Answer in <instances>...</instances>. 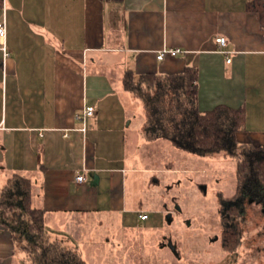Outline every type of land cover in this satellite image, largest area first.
<instances>
[{"label":"crops","instance_id":"crops-1","mask_svg":"<svg viewBox=\"0 0 264 264\" xmlns=\"http://www.w3.org/2000/svg\"><path fill=\"white\" fill-rule=\"evenodd\" d=\"M250 4L0 0L9 52L5 58L0 48V264H33L20 234L27 217L1 215L2 204L26 194L22 180L29 184L32 208L44 213L46 236L77 251L86 264H101L92 254L99 229L91 226V216L109 219L105 225L114 231L101 232L114 234L107 244L117 232L133 231L136 220H150L152 208L140 198L139 186L153 171L143 167L138 152L167 141L147 140L145 105L126 91L127 71L139 79L194 68L199 111L244 109L237 141L264 147V17ZM220 37L227 39V54L220 53ZM167 48L183 52L158 60ZM87 107L94 108L92 116H84ZM164 215L171 225L172 215ZM63 228L80 247L53 239ZM167 246L180 258L172 240Z\"/></svg>","mask_w":264,"mask_h":264},{"label":"rangeland","instance_id":"rangeland-1","mask_svg":"<svg viewBox=\"0 0 264 264\" xmlns=\"http://www.w3.org/2000/svg\"><path fill=\"white\" fill-rule=\"evenodd\" d=\"M145 126L147 140H159L148 136ZM163 140L167 143L138 152L143 167L153 171L149 170L147 182L139 186L140 198L152 208L148 210L150 220H136L130 229L133 231L117 232L118 238L107 244L106 239L114 234L101 232L114 231L105 225L109 219L91 216V226L99 229L95 231L97 247L92 253L99 257L96 263L113 258L106 264H264V196L261 192L249 197L237 195L236 159L224 153L199 156ZM168 169L173 173H168ZM153 177L158 179L157 184L151 182ZM238 198L239 211L231 213L227 205ZM164 214L172 215L171 225L166 223ZM140 228L155 232L142 233ZM230 229L239 233L237 244L229 243V236L225 237ZM71 236L63 228L53 239L80 247ZM169 239L176 244L180 258L167 246ZM119 241L121 246L113 249L114 242L120 245Z\"/></svg>","mask_w":264,"mask_h":264},{"label":"trees","instance_id":"trees-1","mask_svg":"<svg viewBox=\"0 0 264 264\" xmlns=\"http://www.w3.org/2000/svg\"><path fill=\"white\" fill-rule=\"evenodd\" d=\"M250 5L264 17V0H251ZM124 87L145 105L148 136L170 140L177 148L199 156L224 153L235 158L237 195L241 198L261 192L264 196V147L241 144L236 137L245 124L244 109L222 106L210 112H200L197 106V71L194 68H186L177 75L145 74L139 79L127 71ZM22 181L26 194L22 193L18 201L2 204L1 215L7 218L9 214L19 213L27 217V230L20 234L25 233L28 245L24 248L33 264H86L77 251L46 236L44 213L32 208L29 184ZM229 204L226 205L233 213L239 211L241 200L238 198ZM5 218L3 220L6 221ZM238 234L230 229L225 232V237L229 236V243L235 241L237 244Z\"/></svg>","mask_w":264,"mask_h":264},{"label":"built area","instance_id":"built-area-1","mask_svg":"<svg viewBox=\"0 0 264 264\" xmlns=\"http://www.w3.org/2000/svg\"><path fill=\"white\" fill-rule=\"evenodd\" d=\"M6 35H7V28H6V22L2 21L0 22V48L4 53V57L7 58L9 56V52L6 46ZM217 43L219 45L220 53L227 54V52L224 50L227 46V39L224 37H220L217 39ZM183 51L181 49L176 48H170V49H163L157 54L158 60H163L166 56L175 57L181 54ZM228 62H231V58L227 59ZM95 110L93 107H87L84 111V116H92L94 114ZM85 180V177L83 174H78L76 176V182L82 183ZM141 219L145 220L147 219V215H141Z\"/></svg>","mask_w":264,"mask_h":264},{"label":"flooded vegetation","instance_id":"flooded-vegetation-1","mask_svg":"<svg viewBox=\"0 0 264 264\" xmlns=\"http://www.w3.org/2000/svg\"><path fill=\"white\" fill-rule=\"evenodd\" d=\"M245 196H246V195H244V197H245ZM250 196H251V195H250ZM248 197H249V195H248ZM261 199H262V198H261ZM261 199H260V201H262ZM250 201H252V200L250 199Z\"/></svg>","mask_w":264,"mask_h":264},{"label":"water","instance_id":"water-1","mask_svg":"<svg viewBox=\"0 0 264 264\" xmlns=\"http://www.w3.org/2000/svg\"><path fill=\"white\" fill-rule=\"evenodd\" d=\"M176 209H177V210H179V208H178V207H177ZM263 211H264V209H263Z\"/></svg>","mask_w":264,"mask_h":264}]
</instances>
